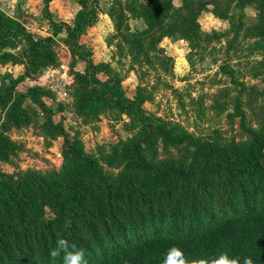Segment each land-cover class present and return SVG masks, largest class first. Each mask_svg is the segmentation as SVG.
Returning a JSON list of instances; mask_svg holds the SVG:
<instances>
[{
  "label": "rangeland",
  "instance_id": "1",
  "mask_svg": "<svg viewBox=\"0 0 264 264\" xmlns=\"http://www.w3.org/2000/svg\"><path fill=\"white\" fill-rule=\"evenodd\" d=\"M172 1L179 6L180 0ZM250 1L220 0L223 8L229 3V12L236 18L232 33L229 23L212 13L218 10L207 5L197 19L200 31L219 38L200 47L179 35L154 41V45L142 35L146 26L133 12L138 0L5 3L2 11L8 17L34 37L52 41L55 63L25 78L28 84L22 83L24 79L16 86V93L28 95L24 100H14L15 108L20 105L26 114L24 122L14 124L5 117L6 110H0V134L14 148L6 160H0V183H16L25 175L50 178L60 173L66 147L62 133L76 141L82 153L113 180L150 174L178 163L201 172L263 135L264 34L259 32L264 31V5ZM82 2L94 15L79 39L84 48L81 56L89 53L94 64H104L115 73L125 97L140 105L147 119L145 129L136 112H124L125 104L117 106L116 97L106 92V73L90 77L84 88L74 86V73H85L86 65L78 56L71 65L73 56L64 43V28L72 26ZM253 25L262 29L249 30ZM22 45L18 42L16 49L9 51L17 66L4 75L12 79L25 72V66L18 64L25 51ZM63 67L73 78L65 100L48 87L29 84L41 73H58ZM77 89H82L78 97ZM137 146L141 159L135 161L130 154ZM209 187L211 190H203L198 198L199 208L186 194L162 203L159 220L174 215L177 220H187L192 211L197 215L204 210L212 212L223 203L224 196L221 184L215 181ZM182 202L185 208L180 206ZM91 236L100 241L104 234L96 228ZM33 249V253L25 254L31 257L30 264L44 257L43 251L37 253V246ZM21 259V254L13 257L14 264H23L25 259Z\"/></svg>",
  "mask_w": 264,
  "mask_h": 264
},
{
  "label": "trees",
  "instance_id": "2",
  "mask_svg": "<svg viewBox=\"0 0 264 264\" xmlns=\"http://www.w3.org/2000/svg\"><path fill=\"white\" fill-rule=\"evenodd\" d=\"M219 2L180 0L179 6H175L172 0H138L133 12L146 26L142 35L152 43L179 35L200 47L219 38L200 31L197 19L207 5H212L218 10L212 13L229 23V33L234 31L236 18L229 12V3L223 8ZM250 2L264 5V0ZM80 4L81 10L72 26L64 28V43L73 56L71 65L77 56L86 65L85 73H74V86L84 88L90 77L106 73L109 76L103 83L106 92L116 97L117 106L125 104L124 112L131 109L136 112L145 129L147 119L140 105L135 106V100L125 97L115 73L104 64H94L91 54L81 56L84 48L79 39L94 12L86 10L87 3ZM248 29L262 28L253 25ZM259 34L262 36L264 31ZM18 42L25 47L23 60L18 62L25 66L23 76L17 79L0 76V110H6L5 117L14 124L24 122L26 115L20 105L15 108L14 100L28 96L16 93V86L55 63L50 39L34 37L0 10V64L17 65L9 51L15 50ZM79 93L82 89L81 92L77 89L75 96ZM62 137L66 147L62 151L65 164L60 173L50 178L25 175L16 183H0V264H14L13 257L20 254L21 260L25 259L26 253L34 252V246L38 254L43 251L44 257L33 264H61L59 258L52 260L48 255L58 237L83 249L87 264H212L220 255L236 260L237 264H243L245 258L251 259L252 264H264V134L201 172L178 163L119 180L105 177L76 141L65 133ZM13 149L0 134V160H6ZM130 157L135 161L141 159L139 146ZM215 181L221 184L224 196L215 210H204L201 215L192 211L185 217L187 220H177L175 215L159 220L162 203L182 194L194 200L199 208V196L203 190H211L209 186ZM180 206L185 208L186 203ZM155 213L158 216L153 217ZM47 214L52 218L47 219ZM96 228L104 234L100 241L91 236ZM30 258L23 264H30L27 263Z\"/></svg>",
  "mask_w": 264,
  "mask_h": 264
},
{
  "label": "clouds",
  "instance_id": "3",
  "mask_svg": "<svg viewBox=\"0 0 264 264\" xmlns=\"http://www.w3.org/2000/svg\"><path fill=\"white\" fill-rule=\"evenodd\" d=\"M48 255L52 260L59 258L61 264H87L83 249H78L75 244L59 237L55 241V246L49 249ZM212 264H237V261L220 255ZM243 264H252V260L245 258Z\"/></svg>",
  "mask_w": 264,
  "mask_h": 264
},
{
  "label": "built area",
  "instance_id": "4",
  "mask_svg": "<svg viewBox=\"0 0 264 264\" xmlns=\"http://www.w3.org/2000/svg\"><path fill=\"white\" fill-rule=\"evenodd\" d=\"M61 70L58 73L52 71L48 74H43L41 76V83L35 86L48 87L57 93L59 99L65 100L68 97V88L72 85L73 78L67 74L64 67Z\"/></svg>",
  "mask_w": 264,
  "mask_h": 264
},
{
  "label": "crops",
  "instance_id": "5",
  "mask_svg": "<svg viewBox=\"0 0 264 264\" xmlns=\"http://www.w3.org/2000/svg\"><path fill=\"white\" fill-rule=\"evenodd\" d=\"M11 0H0V10L2 11L3 10V7L5 6V3H9ZM3 12V11H2ZM4 13V12H3ZM15 66L17 65H12L11 63H7V64H0V76H3L4 74L6 73H10L12 69H15ZM53 70L51 71H45L43 73H41L39 76H37L35 79H32L29 84H31V87L35 86L36 84H39L41 83V76L43 74H48L50 72H52ZM56 71V70H54ZM24 72L19 75L18 77H14V79H17L21 76H23ZM69 75V74H68ZM13 78V77H12ZM22 83H26L28 84V81H23ZM1 85V84H0Z\"/></svg>",
  "mask_w": 264,
  "mask_h": 264
}]
</instances>
